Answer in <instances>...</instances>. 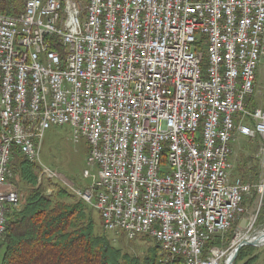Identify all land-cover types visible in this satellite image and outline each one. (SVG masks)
<instances>
[{
    "label": "built area",
    "instance_id": "1",
    "mask_svg": "<svg viewBox=\"0 0 264 264\" xmlns=\"http://www.w3.org/2000/svg\"><path fill=\"white\" fill-rule=\"evenodd\" d=\"M263 57L264 0H25L0 11V234L22 204L11 163L37 165L44 131L69 124L88 142L91 179L69 189L105 231L150 236L165 262L225 264L258 229L259 208L246 216L243 203L264 183L233 176L231 154L258 137L264 155V107L245 106ZM48 173L64 181L37 168V184Z\"/></svg>",
    "mask_w": 264,
    "mask_h": 264
},
{
    "label": "trees",
    "instance_id": "2",
    "mask_svg": "<svg viewBox=\"0 0 264 264\" xmlns=\"http://www.w3.org/2000/svg\"><path fill=\"white\" fill-rule=\"evenodd\" d=\"M24 1L0 0V10L17 14ZM10 167L22 182L37 185L35 163L17 154ZM242 173H246L245 166ZM66 198L70 193L64 188H59L53 199L38 186L28 192L19 209L9 208L0 234V264H184L179 256L163 261L158 243L142 257L123 253L105 234L95 233L83 200L67 202ZM259 213L256 227L264 223V203ZM254 248L241 247L234 264L245 257L244 264H253L257 257Z\"/></svg>",
    "mask_w": 264,
    "mask_h": 264
},
{
    "label": "rangeland",
    "instance_id": "3",
    "mask_svg": "<svg viewBox=\"0 0 264 264\" xmlns=\"http://www.w3.org/2000/svg\"><path fill=\"white\" fill-rule=\"evenodd\" d=\"M245 106L248 110H253L256 107H264V57L261 59L256 69L254 92L246 98ZM261 146L262 140L258 137L248 139L240 137L234 142L231 154L233 176H240L252 185L264 183V155L262 151H260ZM88 152L89 145L86 138L81 136L77 141H74L72 128L69 124L53 125L49 127L44 131L41 140L39 161L37 162L36 169L47 168L50 171L59 173L64 181L56 178L55 173H48L47 180L41 181V183L37 184L35 187L41 186L43 193L53 199H55L57 190L59 188H64L70 193V198L65 199L67 202L78 200L79 198L69 189L68 184L78 189L84 188L90 184L91 179L83 176L84 170L90 168L87 164ZM244 166L246 168V173L243 174L242 170ZM15 177L16 179L12 182L18 188L22 203L28 192L35 187L22 182L18 176L15 175ZM263 203L264 191L261 197L260 194L253 189L251 194L245 197L243 203L245 215H252L257 208H259V212L260 210L262 211ZM86 207L87 213L94 221L95 233L105 234L110 239L112 245L119 248L123 253L142 257L149 247L156 245L155 240L146 234H139L134 239H128L124 234L115 237L112 233L103 229L98 211L87 203ZM263 227L264 223L257 228ZM233 232L234 229L228 231L224 237L225 240H228ZM253 253L257 255L253 264H264V245L255 247ZM158 254H161L163 261H165V255L161 253L160 247ZM246 259L247 257L243 260L236 261L235 264H244Z\"/></svg>",
    "mask_w": 264,
    "mask_h": 264
},
{
    "label": "water",
    "instance_id": "4",
    "mask_svg": "<svg viewBox=\"0 0 264 264\" xmlns=\"http://www.w3.org/2000/svg\"><path fill=\"white\" fill-rule=\"evenodd\" d=\"M246 218L242 217L239 221L238 227L241 229L245 228ZM264 244V227L257 229L251 235L243 237L232 249L229 258L226 260L225 264H232L233 260L237 257L238 251L243 246H260Z\"/></svg>",
    "mask_w": 264,
    "mask_h": 264
},
{
    "label": "bare ground",
    "instance_id": "5",
    "mask_svg": "<svg viewBox=\"0 0 264 264\" xmlns=\"http://www.w3.org/2000/svg\"><path fill=\"white\" fill-rule=\"evenodd\" d=\"M182 259H183L184 264H186V260H185V258H182Z\"/></svg>",
    "mask_w": 264,
    "mask_h": 264
}]
</instances>
